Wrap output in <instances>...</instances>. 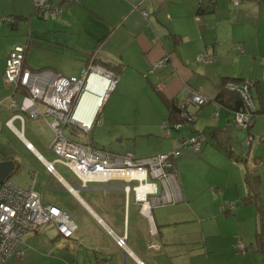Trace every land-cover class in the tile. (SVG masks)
<instances>
[{
    "label": "crops",
    "instance_id": "0c3cea01",
    "mask_svg": "<svg viewBox=\"0 0 264 264\" xmlns=\"http://www.w3.org/2000/svg\"><path fill=\"white\" fill-rule=\"evenodd\" d=\"M12 1L15 3L7 10L0 9V16L25 19L31 16L30 20L35 21L25 42L24 67L33 71L50 70L64 76L82 74L90 64L111 69L118 65L123 67L99 112V125L116 130L118 138L109 146L114 151H106H131L144 157L170 152L175 140L181 136L206 133L200 157L185 149L176 161V202L181 203L178 206L186 207L185 202L194 199L186 185V181L190 183L189 173L193 168L199 163L210 167L216 163L232 172H227L222 182L210 181L207 189L230 187L237 202L227 203L232 208L224 204L223 211L228 214L229 210L253 207L259 216L258 208L243 200L257 192L258 203L264 208V36L225 38L222 31L226 28L217 27L224 16L220 0H215L214 9L204 14L196 13L198 0H66L62 3L63 13L55 19L35 17L33 0ZM228 6V10L222 8L226 16L223 18L231 25L243 23L241 17L247 18V15L241 6ZM18 22L17 19L14 26L0 22V34L5 31L7 35L8 26L18 28ZM228 30L234 28L228 25ZM12 41L13 44L0 51V161L12 159L15 168L9 179L22 188L32 186L46 200L69 212L75 218L77 229L73 237L62 239L53 224H43L20 238L22 255L10 257L4 264H167L165 261L173 264L166 258L171 257L167 256L168 249H175L177 244L169 229L177 222L176 216L165 208L152 207L149 219L135 202L133 193L127 194L123 189L122 180L89 182L83 186L70 168L55 158L48 160L45 153L50 150L54 135L48 124L51 116L43 115L42 103H37L41 114L36 117L24 114L23 124L14 119L13 126L5 125L12 113L17 112L8 109V97L12 96L19 104L23 97V93L4 78L8 52L14 45H23L17 39ZM216 44L227 47L218 51ZM29 51L31 55H28ZM201 55L209 61H200ZM162 58L165 63L153 67ZM225 58L245 60L247 68L240 71V76L238 72L224 68ZM225 78L238 79L240 83L243 80L251 82L250 93L256 112L250 132L255 138L245 156L240 144L231 136L237 98L221 89L220 84ZM187 87L198 90L208 101L198 108L186 105L187 111L194 114L193 120L184 122L183 129L174 136L172 130L168 134L164 129L170 137L165 142L156 133L159 123L169 118L172 104L177 108L182 104ZM142 116L146 123L138 121ZM215 129L219 134L212 136L209 132ZM67 135L75 141H86L76 127L69 128ZM149 137L152 138L151 145L145 143ZM12 139L39 163L43 168L42 175L30 169L25 159L17 154ZM88 140L94 147L105 150L90 136ZM146 146L154 149H148L149 154L138 155L137 151ZM228 150L233 158L244 157L246 162L233 160ZM46 162H54L55 174L46 171ZM56 165L60 167L56 169ZM247 170L258 175L259 181L253 190L245 183ZM15 171L18 177L12 179L16 182L11 179ZM224 198L230 201V197ZM257 231L258 226L254 239L261 247L264 234L256 236ZM125 233L124 250L116 245L114 237ZM151 243L158 249L149 248L147 245Z\"/></svg>",
    "mask_w": 264,
    "mask_h": 264
},
{
    "label": "built area",
    "instance_id": "2783aa9c",
    "mask_svg": "<svg viewBox=\"0 0 264 264\" xmlns=\"http://www.w3.org/2000/svg\"><path fill=\"white\" fill-rule=\"evenodd\" d=\"M66 0H33L35 14L45 19H55L63 13L62 3ZM215 0H198L204 4ZM237 5L240 0H232ZM4 20L14 22L12 17ZM26 45H14L5 60L4 78L14 89L23 93L20 104L12 97H8V109L17 110L5 121L8 127L17 119L23 124L24 114L33 118L41 114L37 103L44 106V116L50 115L48 124L53 131L50 150L57 156L55 161L70 168L85 186L89 182L105 183L111 179L124 182L123 189L128 194L133 193L135 202L140 204V210L147 218H151V208L176 202L178 200L176 185V161L181 149L189 146L199 152L206 141L204 133L191 136H181L175 140L170 152L139 157L131 151L113 153L94 147L89 140L75 141L63 134V128L68 124L76 127L88 135L94 125L100 123L99 112L103 101L115 85L112 72L95 65H88L82 71L81 77L64 76L50 70L33 71L24 67ZM200 61L208 62L205 55L198 57ZM165 63V58L155 62L153 67ZM93 71H101L108 78V91L97 104L89 126L82 125L75 116L80 99L86 89V81ZM251 82L243 80L241 83L232 82L228 89L238 94L241 107L234 112L233 122L237 129H247L255 112L253 98L250 93ZM207 98L198 90L187 87L185 99L179 105L181 121L173 123L163 122V128L170 134L171 130H180L184 122L192 121L194 114L187 111L186 105L200 107L207 102ZM48 173L55 174L54 162H46ZM135 182V184H132ZM228 207L232 208L233 206ZM54 225L57 234L62 239L74 236L77 229L75 218L55 203L46 200L42 193L32 186L22 188L9 178L0 184V264H4L10 257H20V238L35 231L43 224ZM116 245L126 248V233L114 237ZM158 249L154 243L147 245ZM238 248L245 249L242 243Z\"/></svg>",
    "mask_w": 264,
    "mask_h": 264
},
{
    "label": "rangeland",
    "instance_id": "374dc122",
    "mask_svg": "<svg viewBox=\"0 0 264 264\" xmlns=\"http://www.w3.org/2000/svg\"><path fill=\"white\" fill-rule=\"evenodd\" d=\"M12 3L14 4L15 2L12 0H0V9L5 11ZM228 3L236 7L241 6L244 14L247 15V18L241 17L243 23L231 25L228 19L223 18L226 16L222 8L228 10ZM219 6L224 16L222 15V22L217 24V27L221 26L222 29L224 27L226 28V30L224 29L222 31V35L225 38L228 39L231 36L250 37L253 34L264 36V0H240L237 5H235L232 0H220ZM34 10L35 7L33 5V11ZM34 16L38 17L36 14H34ZM7 17L12 16H0V22H3L6 26L8 21L4 19ZM30 18L31 16L27 19L18 18V28L11 29L8 26L7 35H5V31L1 32L0 51L8 45L13 44L14 41L12 40L14 39L19 40L18 42L23 45L26 44L25 42L31 35L30 30L32 29V24L35 22L34 19L31 21ZM228 25L232 26L234 30H228ZM226 47V44H216L215 49L223 51ZM29 48V50H31V47ZM29 52L28 55H31V51ZM223 63L225 69L236 71L239 75L240 71L247 68V62L239 58L236 60H226L225 58L223 59ZM66 75L71 76L69 74ZM81 75L82 74L77 73L74 76L81 77ZM138 121L146 123V118L142 116L138 118ZM163 122L164 121H161L159 123V128L156 133L159 135V138L167 142L170 137L166 136L167 134L163 128ZM69 128H72V125L68 124L67 128L63 129L65 135L68 134ZM179 131L172 130L171 134H173V136L174 134L177 135ZM82 134L85 136H82V139L88 140L90 136L96 145L110 151H114L109 148V146H111L110 144L118 139L116 137V130H110V128L106 127L104 124L94 125L88 135ZM163 135H165V137ZM151 140L152 138L149 137L145 143L151 145ZM142 142H144V140H142ZM11 143L12 147L16 148L15 151L17 154L25 159L30 169L32 168L34 172H39L42 175L43 168L39 163L28 156L26 152H23L13 139ZM148 149L152 150L154 148L152 146H146L143 150H138L137 154H149L150 152ZM185 149L194 152L193 154H195L196 157H200L201 155V152H195L189 146L182 148L181 154ZM45 156L48 160L57 158L50 150L46 151ZM218 165L219 164L215 163L210 167L209 165L205 166L199 163L193 168L192 172L189 173L190 183L186 181V185L192 192L194 199L192 202L189 200L186 201V207L178 206L181 204L179 202L156 206L167 209L172 215L176 216L174 219H178L176 220L177 222H174V224L169 227L172 237L177 239L176 248L172 250L168 249L167 256L171 257L166 259L170 260L173 264H264V237H262L261 247L258 246L254 239L256 227L258 226V229H260V219L255 212L256 209L254 210L253 207L245 209L243 207V209L239 210H229V212H227L228 214H226L225 211H223V205L227 203H237L235 202L236 197L232 195L230 187H226L223 190H221V187L219 190L207 189L210 181L213 183V180L215 179L216 181L217 179L222 182L226 178L227 172H232V169ZM59 167V165H56V169ZM181 171L182 170H180V172ZM15 174H17V171L12 174L11 179L14 177L17 179L18 176ZM16 179L12 180L16 182ZM134 183L135 182L132 184ZM224 197H230V201L226 200ZM237 201L240 203L239 200ZM262 205H264V198H262ZM239 243L244 245V250L238 248L237 245ZM162 259L164 260V258ZM165 262L170 264L169 261Z\"/></svg>",
    "mask_w": 264,
    "mask_h": 264
},
{
    "label": "trees",
    "instance_id": "16d2710c",
    "mask_svg": "<svg viewBox=\"0 0 264 264\" xmlns=\"http://www.w3.org/2000/svg\"><path fill=\"white\" fill-rule=\"evenodd\" d=\"M215 4H216L215 1H213L211 3H206V4H204L202 2H198L196 13L197 14H204V13L210 12V11H212L214 9ZM34 14H35V11H34ZM12 18H13L14 22H8V23H9V25L14 26L16 24L18 18L15 17V16H12ZM23 65H24V62H23ZM103 68L106 69L107 71L112 72V74L115 77L123 69V67L120 66V65H118L117 67H114L112 69L111 68H106V67H103ZM240 81L241 80H238V79L225 78V79L222 80V82L220 84L221 89L224 92H228V93H231L234 96H236V98H237V105L235 107L236 110L240 109L241 101H240V98H239L238 94H236L234 91H231L230 89H228V84L232 83V82H236L237 83V82H240ZM171 108H172L171 109V114H170L169 118L167 119V121L170 122V123H173V122H176V121H181V119L179 117V110H180L179 107L177 108V106L172 104ZM176 111H177V115L174 116L176 114ZM255 112H254V114L252 116V119H251V122H250V126L248 127V131H250V129H251ZM209 133L212 136H214V135L219 134V131H217L215 129V130H211ZM204 135H206V133ZM228 153H229V156L231 158H233V155H232L230 150H228ZM233 160L246 162L244 157L243 158L234 157ZM258 181H259V179H258V175L256 173H250L249 170L246 171V173H245V183H246L247 187H249V188H251V190H253L254 186L258 183ZM257 194H258L257 192H254L253 194H249L243 200V202L244 203H253L258 208V213H259V217H260V229H259V231L256 232V236H260V235L264 234V208H262L260 206V204L258 203V195Z\"/></svg>",
    "mask_w": 264,
    "mask_h": 264
},
{
    "label": "bare ground",
    "instance_id": "6f19581e",
    "mask_svg": "<svg viewBox=\"0 0 264 264\" xmlns=\"http://www.w3.org/2000/svg\"><path fill=\"white\" fill-rule=\"evenodd\" d=\"M108 91V78L101 71H93L87 78L86 89L82 95L75 116L82 125L89 126L97 104Z\"/></svg>",
    "mask_w": 264,
    "mask_h": 264
},
{
    "label": "water",
    "instance_id": "95a60500",
    "mask_svg": "<svg viewBox=\"0 0 264 264\" xmlns=\"http://www.w3.org/2000/svg\"><path fill=\"white\" fill-rule=\"evenodd\" d=\"M178 131V130H176ZM231 136L236 143L240 144V149L243 155L245 156L254 141V134L247 129H237L234 127V130L231 132ZM15 168V162L12 159H6L0 161V184L7 178L10 177L11 173Z\"/></svg>",
    "mask_w": 264,
    "mask_h": 264
}]
</instances>
